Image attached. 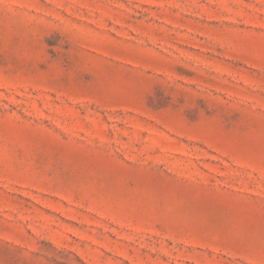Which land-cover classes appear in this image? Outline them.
<instances>
[{
    "label": "rangeland",
    "instance_id": "obj_1",
    "mask_svg": "<svg viewBox=\"0 0 264 264\" xmlns=\"http://www.w3.org/2000/svg\"><path fill=\"white\" fill-rule=\"evenodd\" d=\"M0 264H264V0H0Z\"/></svg>",
    "mask_w": 264,
    "mask_h": 264
}]
</instances>
